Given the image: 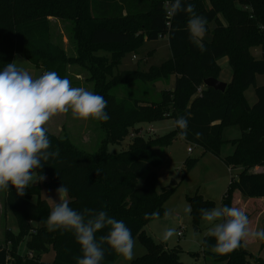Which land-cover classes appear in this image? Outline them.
Masks as SVG:
<instances>
[{"label":"trees","instance_id":"trees-1","mask_svg":"<svg viewBox=\"0 0 264 264\" xmlns=\"http://www.w3.org/2000/svg\"><path fill=\"white\" fill-rule=\"evenodd\" d=\"M168 2L171 7L173 0H0V70L13 62L16 54L23 55L42 74L55 71L61 78H68L69 65H78L90 73L94 93L107 101L105 111L110 119L99 121L105 138L98 151L84 152L70 139L48 131L50 150L58 155L35 169L33 175L38 179L43 176L52 190L65 187L71 208L82 213L90 210L85 213L86 219L103 210L124 221L133 239L140 238L147 249L131 264H179L181 253L144 230L151 219L165 216L164 205L174 190L170 186L159 193L157 172L146 175L147 170L161 165L156 148L168 146L175 132L180 134L181 130L175 124L174 132L147 139L141 133L142 123L167 118L176 121L184 116L188 119L187 135L183 137L186 141L213 153H220L222 145L230 143L233 152L222 159L240 172L231 179L222 207H237L243 202L241 197L255 199L246 203L264 199V170H252L264 167V83L257 82L258 75H264V0H187L192 13L206 19L205 33L213 37L210 42L201 40L203 52L187 30L192 13L180 11L169 17ZM52 17L71 24L68 42L75 55L63 48V40L53 39ZM166 34L172 54L169 60L146 71L115 72L125 54L138 52L146 41ZM258 48L262 50L260 57L255 54ZM223 57L229 61L231 82L224 91L204 86L206 79L219 78L218 61ZM171 76H175L174 88L162 90L158 100L146 91L150 87L141 89ZM129 85L141 87L145 95H139L135 88L125 90ZM250 87L256 94L252 105L245 96ZM118 89L125 94L117 96ZM231 126H238L241 136L223 140V130ZM130 135L134 136L126 150H108L109 144H119ZM196 161H189L188 166ZM39 187L40 183L29 186L24 196L14 186L4 190L6 207L17 218L18 232L6 229L5 241L10 247L0 245V264H7L10 256L17 258L15 264H76V257L82 256L71 231L47 229L45 222L52 207L41 198ZM189 202L196 224L201 219L200 209L214 205L198 193ZM108 231V227L98 231L96 239L99 241ZM244 240L231 252L219 254L214 251L215 238L207 235L202 247L216 264H264V259L246 249ZM22 243L28 251L26 260L19 251ZM102 246V264H114L121 255L106 242ZM50 252L53 259L43 262L42 257ZM29 253L34 255L29 257Z\"/></svg>","mask_w":264,"mask_h":264},{"label":"rangeland","instance_id":"rangeland-1","mask_svg":"<svg viewBox=\"0 0 264 264\" xmlns=\"http://www.w3.org/2000/svg\"><path fill=\"white\" fill-rule=\"evenodd\" d=\"M51 32L53 39L56 42L63 40V48H65L70 55H75V49L71 43L68 42V30L70 23L57 18H50ZM204 40L212 41L211 33H205ZM202 39V40H203ZM262 50L260 48L256 51V56L260 57ZM102 54L109 55L107 52ZM17 56V57H16ZM171 50L169 46L168 37H160L158 40L146 41L138 52L125 54L122 65L115 72L121 69H141L146 71L151 65H159L171 58ZM13 63L27 71L34 79L42 75L41 71L33 66L23 55L16 54ZM220 68L222 67L224 75H219V80L227 83L225 75H228L232 80V75L228 72L230 70L226 61L220 60ZM221 74V71H220ZM68 78L72 87H83L86 90L94 92V83L90 80V73L78 65L68 66ZM173 76L167 81H158L155 85L143 86H126L125 90H139V95H145L141 89L149 92L154 100H158L162 90L173 89ZM258 84L264 83V75H258ZM227 83V84H229ZM146 85V84H145ZM173 86V87H172ZM137 88V89H136ZM141 88V89H140ZM117 96H123L125 91L118 89L115 91ZM245 96L248 102L252 105L256 101V94L254 87H250L245 91ZM142 134L145 138H156L164 136L175 131V121L173 118H167L161 121L145 122L140 125ZM48 131L59 137L68 138L74 146L87 153H96L105 138V132L100 128L99 120L94 119H76L73 118L71 111L67 113H58L50 118L47 122ZM222 139H236L241 136V129L238 126L227 127L222 132ZM132 139V135L128 136L121 143L109 144L108 150L111 153H118L128 148ZM192 151H189V149ZM233 146L230 143H224L221 147L220 153H213L205 151L201 145H196L186 141L179 133L175 132V138L171 143L162 148H156L157 154L162 159V163L156 169L149 167L147 174L152 171L157 172L156 190L160 193L163 188L170 187L172 182L174 185L173 193L166 201L164 207L170 215L161 218L151 219L145 225V232L152 236L155 240L161 241L167 245L169 249H179L180 263L179 264H216L211 255L203 251L202 242L204 237L209 235V229L212 227L208 222L202 218L196 224L191 215V212H185V208H191L189 198L194 197L197 193L202 195L205 199L213 201V208L222 207L223 197L229 187L232 178H237L240 168H231L224 161L223 157L233 152ZM197 159L190 167L188 162ZM252 170L262 171L264 167L257 166ZM34 183L30 186L40 183L41 198L46 199L51 207L59 200L68 201V196L65 192H58L46 186L45 178L39 180L37 175H33ZM28 188V187H27ZM24 196L26 194V190ZM37 198L34 197V200ZM243 201L237 207L241 208L249 219V230L256 231L264 229V200L253 203H246L255 199L242 198ZM245 202V203H244ZM261 202V203H260ZM244 207V209H243ZM9 228L14 232H18V221L15 215L6 207L4 190L0 191V245L3 247H10L5 241V231ZM175 229L174 235L167 240H162V234L166 229ZM179 231L182 233L179 235ZM26 242V241H25ZM246 249L254 256L264 259V240L253 239L247 237L244 240ZM22 259L26 260V245L22 243L19 247ZM147 252L146 247L140 238L134 239L133 258L126 260L120 256L114 264H131L132 261L138 257L143 256ZM34 255V254H33ZM32 257V256H29ZM53 259V253L50 252L42 257L43 262H49ZM17 258L10 256L7 264H15ZM253 264H257L253 261Z\"/></svg>","mask_w":264,"mask_h":264},{"label":"clouds","instance_id":"clouds-1","mask_svg":"<svg viewBox=\"0 0 264 264\" xmlns=\"http://www.w3.org/2000/svg\"><path fill=\"white\" fill-rule=\"evenodd\" d=\"M180 11L192 13V5L187 0H173L166 15L172 17ZM206 19L195 13L187 23L192 42L205 51L201 43L205 35ZM107 101L103 96L83 87H72L68 78H61L55 71H46L33 78L27 71L18 68L13 62L0 70V191L14 186L23 195L33 180L35 169L41 168L50 158L58 155L51 151L47 122L58 113L71 111L73 118L108 121L105 111ZM181 130L180 136L187 135L188 119L180 116L175 121ZM44 177L40 176L39 180ZM61 186L58 192H66ZM84 213L74 210L68 201L59 200L51 208L46 220L49 231H71L80 245L82 256L76 257V264H102L107 243L115 253L126 260L133 258L134 239L124 221L117 220L100 210L85 218ZM191 212V208H185ZM201 218L212 227L209 235L214 237V251L225 254L238 248L244 238L264 240V229L250 231L249 219L239 207L223 206L213 209H200ZM165 216L170 215L166 211ZM109 228L106 236L96 239V233ZM175 229H166L161 239L174 235Z\"/></svg>","mask_w":264,"mask_h":264},{"label":"water","instance_id":"water-1","mask_svg":"<svg viewBox=\"0 0 264 264\" xmlns=\"http://www.w3.org/2000/svg\"><path fill=\"white\" fill-rule=\"evenodd\" d=\"M204 84L206 87H213L220 91H224L227 87V83H224L217 78H208L205 80ZM174 185H176L175 181L171 183V186Z\"/></svg>","mask_w":264,"mask_h":264},{"label":"crops","instance_id":"crops-1","mask_svg":"<svg viewBox=\"0 0 264 264\" xmlns=\"http://www.w3.org/2000/svg\"><path fill=\"white\" fill-rule=\"evenodd\" d=\"M17 57V56H16ZM224 59V61H226V63H228V66H229V68H230V65H229V61H228V58L227 57H223L222 59H220V60H223ZM220 60L218 61V64L221 66V64H220ZM122 65V64H121ZM225 72V71H224ZM224 72H223V69H222V67H221V74H220V78H221V76H223L224 75ZM231 75H232V71H231V68H230V70L228 71ZM173 86H174V84H175V76H173ZM222 79V78H221ZM223 80H225L227 83H229V81L228 80H230L229 78H228V75H225V78L223 79ZM172 86V87H173ZM264 200V199H263Z\"/></svg>","mask_w":264,"mask_h":264},{"label":"built area","instance_id":"built-area-1","mask_svg":"<svg viewBox=\"0 0 264 264\" xmlns=\"http://www.w3.org/2000/svg\"><path fill=\"white\" fill-rule=\"evenodd\" d=\"M166 7H167V8H170V2L167 3ZM167 26L170 27V21L167 22ZM165 36L168 37L167 34H166V35H163V36H161V37H165ZM204 86H205V85H204ZM201 90H202V87H199L198 90H197V92L200 93ZM141 133H142V132H141ZM133 136H134V135H132V137H133ZM189 151H192V149L190 148ZM178 234L181 235L182 233L179 231ZM32 255H33V253H29V256H32Z\"/></svg>","mask_w":264,"mask_h":264}]
</instances>
